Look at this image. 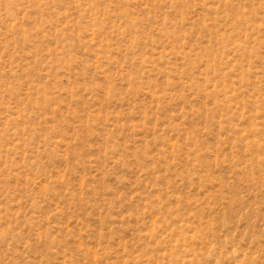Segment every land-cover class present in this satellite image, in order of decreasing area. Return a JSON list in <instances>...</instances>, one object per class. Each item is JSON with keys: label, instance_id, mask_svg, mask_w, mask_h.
I'll return each mask as SVG.
<instances>
[{"label": "rangeland", "instance_id": "rangeland-1", "mask_svg": "<svg viewBox=\"0 0 264 264\" xmlns=\"http://www.w3.org/2000/svg\"><path fill=\"white\" fill-rule=\"evenodd\" d=\"M0 264H264V0H0Z\"/></svg>", "mask_w": 264, "mask_h": 264}]
</instances>
